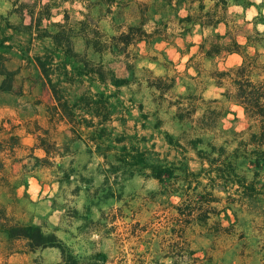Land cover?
Listing matches in <instances>:
<instances>
[{"label": "rangeland", "instance_id": "374dc122", "mask_svg": "<svg viewBox=\"0 0 264 264\" xmlns=\"http://www.w3.org/2000/svg\"><path fill=\"white\" fill-rule=\"evenodd\" d=\"M145 32H166L165 41L174 32H212V60L197 75H155L140 44L157 38ZM244 39L240 64L264 84V0H0V206L7 216L55 235L81 264H264V166L255 167L244 143L259 122L238 103L236 66L218 52ZM186 71L188 94L180 93ZM113 76L128 84L112 86ZM208 82L221 89L202 98ZM86 98L98 103L99 117ZM194 143L206 151L224 146L220 160L238 148L233 164L254 180L252 195L215 178ZM123 145L145 151L146 160L118 162ZM150 164L170 166L173 176L147 177ZM60 260L56 247L29 251L0 241V264Z\"/></svg>", "mask_w": 264, "mask_h": 264}, {"label": "trees", "instance_id": "16d2710c", "mask_svg": "<svg viewBox=\"0 0 264 264\" xmlns=\"http://www.w3.org/2000/svg\"><path fill=\"white\" fill-rule=\"evenodd\" d=\"M15 13L19 18L23 19V10L21 8H15ZM32 17V16H31ZM38 25L41 22V17L37 19ZM60 35L55 34L52 36L53 44H60ZM66 44H71L69 37H65ZM231 48L228 50L235 51L241 54V45L238 43L231 44ZM209 53V51H208ZM235 70L237 71L238 77L233 79V83L236 85L237 99L238 103L244 108V110L251 116L254 117L259 122V131L255 133H250L248 139L244 141L246 145H251L253 163L255 167L264 166V84L254 82L249 75L245 74L246 64L243 60L242 64L236 66ZM9 71L3 72V75L7 77ZM243 77V80L242 78ZM50 84L51 81L48 80ZM110 84L114 87H120L128 84V80L123 77L113 76L111 78ZM172 85V84H171ZM224 94V92H223ZM103 98V94H100ZM105 99V98H104ZM86 102L91 106L93 115L95 117L100 116V110L97 106L98 103L92 102L90 98L85 99ZM106 104V100L104 102ZM108 112L104 113L103 120L108 119ZM84 124L89 127L92 125V122L87 118H83ZM102 124V122H100ZM103 135L106 133V128L102 127ZM165 137L169 144L174 142L173 137L168 133L165 134ZM124 138H115V142L123 143ZM243 140H240L239 143H242ZM193 149L199 158L200 162L207 163L208 167L215 175V178L226 179V182L236 185L237 189L245 196H251L254 189V180H247L243 175H239L234 167L233 159L237 157V149L234 148L230 158L226 160H220L223 155L226 153V148L222 145L216 146L213 144L209 145L210 150H202L196 147V144H193ZM145 151L131 146L127 147L126 145L122 146L119 156L117 157L118 162L128 163L135 166L140 161H145ZM104 156V155H103ZM149 168L147 177L153 178L158 182L162 183L165 178H170L173 176L174 170L170 166L160 165V164H150L147 166ZM188 171V170H187ZM138 170H131L130 174H139ZM190 175H195L197 173L190 171L187 172ZM214 178V177H213ZM212 179V178H211ZM214 187V184L212 185ZM17 186L14 187V191ZM264 193V190H263ZM0 241L2 242H21L25 250L36 251L40 248L45 247H56L61 252V260L55 264H81L80 260L69 251V248L61 242L53 234H45L42 229L34 224H23L14 220L12 217L7 216L5 208L0 206Z\"/></svg>", "mask_w": 264, "mask_h": 264}, {"label": "crops", "instance_id": "0c3cea01", "mask_svg": "<svg viewBox=\"0 0 264 264\" xmlns=\"http://www.w3.org/2000/svg\"><path fill=\"white\" fill-rule=\"evenodd\" d=\"M147 37L151 35L157 40L152 45L146 43V40L143 39V44L141 46V52L144 54L143 58V65L148 67L149 69H155L153 73L155 75H160V73H165V70L176 69L179 70H187L191 72V70L195 71L194 75H197L199 70L203 67L209 65L210 61L212 60L213 55L208 53V44L207 40L212 32H174L172 38L170 40L163 39L166 36V32H145ZM218 33L221 36H226L227 32H214ZM246 39L242 41H237L239 45H243ZM204 44V45H203ZM228 45V44H227ZM219 53L227 52L225 56L226 60H230V66H239L242 57L239 53L235 51H230L228 49H220ZM218 55V53H216ZM161 70V72H159ZM164 72H163V71ZM175 71V70H174ZM187 71L183 73L184 79L181 81L182 91L180 93H191L192 89V77L187 74ZM180 78V77H179ZM175 87V83L171 85L172 89ZM212 87H216L221 89L220 84L209 82L201 88V96L202 98H208L209 90ZM154 91H160L154 89ZM154 93V92H153ZM194 93V92H192ZM212 99V98H211ZM160 98L157 96L156 98H152L150 103L152 106V111L156 112L159 108Z\"/></svg>", "mask_w": 264, "mask_h": 264}]
</instances>
